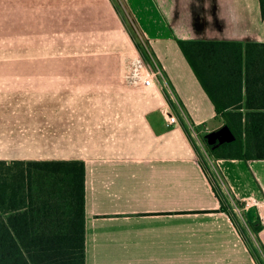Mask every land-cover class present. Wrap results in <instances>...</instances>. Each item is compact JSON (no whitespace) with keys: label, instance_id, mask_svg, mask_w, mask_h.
Listing matches in <instances>:
<instances>
[{"label":"crops","instance_id":"1","mask_svg":"<svg viewBox=\"0 0 264 264\" xmlns=\"http://www.w3.org/2000/svg\"><path fill=\"white\" fill-rule=\"evenodd\" d=\"M142 1L152 6L134 10L149 61L139 54L135 70L128 63L103 84L97 72L82 73L98 62L18 60L13 54L33 49L12 40L17 6L27 22L30 6L50 2L0 0V160L84 162L85 264H258L221 208L190 127L225 125L213 98L226 112L264 110L260 1ZM178 40L240 43L242 64L229 51L211 56L199 65L201 82ZM155 64L162 76L147 87ZM169 114L179 123L167 127ZM215 166L231 196L248 201L244 213L264 244V159Z\"/></svg>","mask_w":264,"mask_h":264},{"label":"trees","instance_id":"2","mask_svg":"<svg viewBox=\"0 0 264 264\" xmlns=\"http://www.w3.org/2000/svg\"><path fill=\"white\" fill-rule=\"evenodd\" d=\"M260 7L264 18V0H260ZM177 42L201 82L199 65L205 59L229 51L231 60L243 61L240 43ZM138 47L149 61L147 49ZM212 102L236 136L234 141L215 147L207 143L212 158L264 159V110L243 116L241 112H226L224 102L214 98ZM212 187L221 208L229 213L219 190ZM249 226L260 229V224L250 220ZM0 264H85L83 161L0 160Z\"/></svg>","mask_w":264,"mask_h":264},{"label":"rangeland","instance_id":"3","mask_svg":"<svg viewBox=\"0 0 264 264\" xmlns=\"http://www.w3.org/2000/svg\"><path fill=\"white\" fill-rule=\"evenodd\" d=\"M52 1L54 0H49L50 4L30 6L27 22L24 19L25 6H17L18 21L15 23L19 36L12 40L19 48L27 46L33 49V52L13 54L18 60L98 62L102 65L82 68V73L97 72L99 76H103L99 77L102 78L99 83L107 84V81L109 83L112 80V72L122 77L128 63L136 69L135 64L142 55L138 44L150 54L147 39L140 31L135 15L136 9H140L141 15L150 12L152 6L146 7L142 0H132L135 3L132 5L128 0H61L59 4ZM3 55L9 59L8 54ZM91 81L93 82L84 77L81 82ZM195 145L199 162L212 186L219 190L218 193L239 227L244 242L258 264H264V244L259 238L260 229L255 227L254 232L244 211L241 213L236 210L237 206L242 208L243 204L234 202L221 183L215 160L204 138L202 144Z\"/></svg>","mask_w":264,"mask_h":264},{"label":"built area","instance_id":"4","mask_svg":"<svg viewBox=\"0 0 264 264\" xmlns=\"http://www.w3.org/2000/svg\"><path fill=\"white\" fill-rule=\"evenodd\" d=\"M158 76H162V72H161L160 68L158 67V64H155V70H153L152 73L150 74V76L146 77L144 80L145 86L151 87V86L155 85V78ZM178 123H179V120H178L177 116H175L173 114L168 115V117L166 119V126L167 127H171V126L176 125ZM190 132H191V136H192L194 142L197 145H200V144H202L203 138H205V136L208 133H210L211 131L209 130V128L204 127V126L191 125ZM233 200L236 203L238 202L239 204H242L238 200H236L235 198H233ZM243 203H244V205L242 208H240L238 206L236 207V210L241 212V213H242V211H244L243 208H246L247 206H249L248 201L244 200Z\"/></svg>","mask_w":264,"mask_h":264},{"label":"water","instance_id":"5","mask_svg":"<svg viewBox=\"0 0 264 264\" xmlns=\"http://www.w3.org/2000/svg\"><path fill=\"white\" fill-rule=\"evenodd\" d=\"M207 143L212 146H219L224 143L232 142L236 139V136L231 131L227 124L223 125L221 128L208 133L205 136Z\"/></svg>","mask_w":264,"mask_h":264}]
</instances>
